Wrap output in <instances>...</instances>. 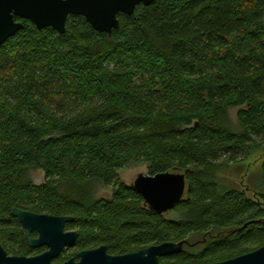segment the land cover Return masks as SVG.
I'll list each match as a JSON object with an SVG mask.
<instances>
[{
  "label": "trees",
  "instance_id": "1",
  "mask_svg": "<svg viewBox=\"0 0 264 264\" xmlns=\"http://www.w3.org/2000/svg\"><path fill=\"white\" fill-rule=\"evenodd\" d=\"M15 20L21 29L0 44L8 255L43 250L27 244L14 207L71 216L65 228L76 230L78 248L121 255L184 242L159 264H209L264 245V190L254 200L215 178L264 148V0H154L119 13L110 35L81 15L68 16L63 33ZM132 163L152 175L187 170L174 217L149 210L119 178ZM94 181L112 195L95 197Z\"/></svg>",
  "mask_w": 264,
  "mask_h": 264
},
{
  "label": "water",
  "instance_id": "2",
  "mask_svg": "<svg viewBox=\"0 0 264 264\" xmlns=\"http://www.w3.org/2000/svg\"><path fill=\"white\" fill-rule=\"evenodd\" d=\"M154 0H0V44L22 27L15 17L31 21L38 29L51 27L59 33L65 30L70 15H81L99 32L108 35L118 27V14H132L138 5H149ZM181 171L156 174H137L131 188L140 194L144 204L154 213L171 211L184 197L186 176ZM10 215L21 225L31 248L46 247L42 253L30 256L8 255L0 244V264H54L62 248L76 238L75 231H65L71 216L34 213L12 208ZM37 236L32 237V232ZM183 241L153 244L135 252L110 255L106 246L78 253V262L69 259L62 264H159V258L180 252ZM209 264H264V245L236 257Z\"/></svg>",
  "mask_w": 264,
  "mask_h": 264
},
{
  "label": "rangeland",
  "instance_id": "3",
  "mask_svg": "<svg viewBox=\"0 0 264 264\" xmlns=\"http://www.w3.org/2000/svg\"><path fill=\"white\" fill-rule=\"evenodd\" d=\"M237 107L228 109V116L233 125H237L236 113ZM148 174L147 164H130L119 171V178L127 185H131L137 174ZM28 175L31 180L39 184L44 180L43 171L37 168H30ZM215 178L224 188H236L254 200L264 190V148L251 152L244 159L236 163H230L221 166L215 172ZM93 192L95 197H110L113 193L112 188L103 186L98 181L93 182ZM166 217H174L175 213L169 211ZM202 235L190 239L194 241L201 238Z\"/></svg>",
  "mask_w": 264,
  "mask_h": 264
},
{
  "label": "flooded vegetation",
  "instance_id": "4",
  "mask_svg": "<svg viewBox=\"0 0 264 264\" xmlns=\"http://www.w3.org/2000/svg\"><path fill=\"white\" fill-rule=\"evenodd\" d=\"M65 227H66V225H65ZM64 230H65V231H75V232H76L75 229H66V228H64ZM33 233H34L35 235H33ZM23 235H24V232H23ZM31 236H32V237H36V236H37V233L34 231V232H32ZM76 237H77V233H76ZM24 238H25V237H24ZM75 241H76V238H75V240H74L72 243H69V244H67L66 246H64V247L62 248L60 254L58 255V256L62 255V257H63V260H62L61 262H58V263H54V262H53V260L56 259L58 256L55 257V258H53L52 262H53L54 264H62V263H64L65 261H67V260H69V259H73L75 262H78L79 259H80V258L78 257V253H80V252H82V251L95 250V249H97L98 247L102 246V245H92V246H89V247H86V248H78V247L75 245ZM103 246H105V245H103ZM37 248H42V249H43L42 252H44V251L46 250V247H44V246H42V247H37ZM34 249H35V248H34ZM42 252H40V253H42ZM106 252L108 253L107 248H106ZM108 254H110V253H108ZM35 255H36V254H35ZM110 255H112V254H110Z\"/></svg>",
  "mask_w": 264,
  "mask_h": 264
}]
</instances>
